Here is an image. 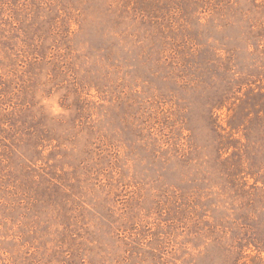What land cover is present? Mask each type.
<instances>
[{"label": "rangeland", "instance_id": "1", "mask_svg": "<svg viewBox=\"0 0 264 264\" xmlns=\"http://www.w3.org/2000/svg\"><path fill=\"white\" fill-rule=\"evenodd\" d=\"M0 264H264V0H0Z\"/></svg>", "mask_w": 264, "mask_h": 264}]
</instances>
